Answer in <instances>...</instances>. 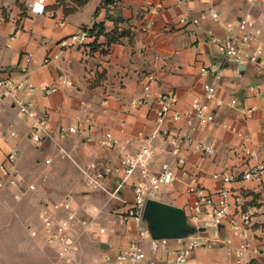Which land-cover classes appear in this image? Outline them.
Masks as SVG:
<instances>
[{
    "label": "crops",
    "instance_id": "crops-1",
    "mask_svg": "<svg viewBox=\"0 0 264 264\" xmlns=\"http://www.w3.org/2000/svg\"><path fill=\"white\" fill-rule=\"evenodd\" d=\"M59 1L46 0V13L33 14L25 0H0L1 75L21 78L19 70L26 64L24 57L33 53L27 64L29 79L36 86L58 87L48 94L40 88L23 93L48 119L46 138L40 143L30 137V120L14 100L4 98L0 101V159L16 149L18 170L37 185L34 192L0 189L3 210L0 226L7 217L11 218L12 224H23L24 220L30 219L33 222L28 227L30 232L31 228L40 227L38 213L41 209H51L54 202L66 197L72 199L81 216H88L82 211L85 206L97 207L100 212H92L96 226L90 231L81 232V228L76 227L72 233L77 250L71 256V262L59 258L50 245H45L42 236H33L24 242L20 246L21 253L17 252L21 259L16 262L93 264L128 246L136 228L133 224H120L118 218L133 199L131 184L121 190L125 202L109 200V194L103 190L92 191L85 187L80 168L94 161L100 165L116 164L121 150L130 154L137 152L141 145L138 133L149 134L156 126L158 94L173 93L176 109L185 111L193 97L202 94L204 84L213 82L217 88L216 99L212 101L215 120L200 127L195 136L212 142L216 152L200 156L188 149L186 174L178 169V179L163 187L156 199L183 210L187 224L182 237L185 238L199 230L191 219L188 184L196 182L210 190L225 185L230 190L231 211L252 205L260 208L251 228L248 248L239 255L244 239L223 227V235L232 239L231 246L197 248L183 264H250L253 259L264 264V205L259 203L264 187L260 180L242 178L244 172L264 165V92L257 94L249 89L253 84L264 83V62L237 64L225 60L224 75L218 81L202 76L199 70L205 63L222 61L207 30L217 36H226V26L251 11L247 0H114L99 9L101 0H90L70 15L65 14V7L59 5ZM210 8L218 12L220 21L212 19ZM182 17L187 18L186 22H181ZM60 21L63 23L59 24ZM99 22L104 23L108 32L116 26L120 30H129L130 37L107 45V38L101 36L98 39L100 46L93 48L90 44L95 37L90 35L84 45L71 47L59 60L44 63L59 40L79 30H89ZM253 46L264 47V33ZM149 73L157 76V82L152 83L149 91H144ZM68 80L73 84H67ZM142 98H145L143 104L130 106L133 99ZM233 98H238V105L227 104ZM218 101L223 104L218 105ZM125 106H130L128 111ZM250 106L256 109L253 116L247 118L243 109ZM81 118L86 120L85 126L60 137L61 128L77 126ZM227 124L242 129L244 135L229 130ZM170 129L175 132L172 126ZM106 132L119 141L117 146L108 147L103 143ZM154 145L152 172L158 171L162 161L171 158L165 137H157ZM215 173H232L238 178L223 183L213 178ZM106 186L112 190L114 179H109ZM12 195L17 201L24 196L34 200H27L19 210L7 201ZM58 214L62 216L65 212ZM189 219L192 224H188ZM143 220L149 231L153 229L150 214H144ZM100 228L105 232L98 233ZM179 239L168 238V248H181L183 243ZM51 252L57 256L55 260H50ZM3 263L4 258H0V264Z\"/></svg>",
    "mask_w": 264,
    "mask_h": 264
},
{
    "label": "built area",
    "instance_id": "built-area-1",
    "mask_svg": "<svg viewBox=\"0 0 264 264\" xmlns=\"http://www.w3.org/2000/svg\"><path fill=\"white\" fill-rule=\"evenodd\" d=\"M46 0H25L28 9L33 14L46 13ZM209 1V0H202ZM250 12L241 16L235 22L226 26V36L221 37L207 30L216 44L222 61H213L200 66L202 76H210L213 81L220 80L224 75V61L233 60L237 64L245 62H264V47L253 46V43L264 33V0H247ZM255 10V13L252 12ZM212 19L220 21L219 14L214 8H210ZM185 17L181 22H186ZM197 23V20H193ZM63 22L60 21L59 24ZM90 37L86 29L79 30L67 38L59 40L56 49L50 51L44 59L45 64L59 60L71 47L84 45ZM33 53H27L24 57L25 65L20 66L21 78H6L0 73V101L4 98L13 99L20 111L30 120V137L36 143L46 138L48 119L31 105L24 92H34L40 88L48 94L58 89L56 85L36 86L29 79L27 64L31 61ZM144 91H149L152 83L157 82V76L149 73ZM72 85V81H66ZM251 92L260 94L264 92V83L253 84L249 87ZM217 88L215 83H205L201 95L193 97L189 109L180 111L175 107V95L171 92H162L156 98V126L152 132L145 134L139 132L141 145L135 153H127L121 150L116 164L100 165L98 162H90L81 167L83 182L88 190H103L109 194V200L125 202L121 190L126 184H131L133 199L127 210L119 215L118 222L123 225L133 224L136 234L125 248L120 249L114 256H106L93 264H183L193 250L197 248L211 249L215 246H231L232 239L222 233L223 227H228L234 234L244 239L238 254L242 255L248 248L252 239L251 228L255 222L259 207L252 205L247 209L237 212L231 211L230 190L225 185L218 190H210L196 182H191L187 187L190 196L189 209L191 219L197 224V233L179 239L183 246L170 250L168 239L153 238L145 225L143 216L146 203L149 199H156L163 187L172 185L177 179V170L186 174V151L189 149L200 156H209L216 152L212 142L198 139L195 132L202 126H206L215 120L212 101L216 99ZM108 101H106L107 103ZM145 102V98L133 99L130 106H139ZM223 101H218L222 105ZM230 106L239 104L238 98L231 99ZM130 106H125L128 111ZM255 106L243 109L247 118L253 116ZM0 110L2 105L0 103ZM182 123V125H180ZM86 120L79 119L77 126H69L59 130L60 137L67 133H74L85 126ZM175 129V132L170 127ZM226 128L243 136L242 129L227 124ZM157 137H165L168 141V153L171 158L160 163L156 172L150 170L153 156L156 152L154 140ZM103 143L108 147H115L119 141L111 136L110 132L104 134ZM254 154V152H250ZM17 151H9L3 159H0V189L16 188L19 191L34 192L37 185L29 177L20 172L16 166ZM113 178L115 186L112 190L107 188V181ZM213 178L220 179L223 183H229L238 178L232 173H215ZM243 179L260 180L264 187V165H260L242 174ZM264 205V193L260 202ZM65 212L60 216L58 212ZM82 211L88 215L81 216L80 210L71 198L54 202L51 209L43 208L38 213L40 227L31 228V235L42 236L44 242L50 245L59 258L71 262L77 250L73 243L72 233L76 227L81 232L90 231L96 226V218L92 212H100L97 207L85 206ZM100 228L98 233H104Z\"/></svg>",
    "mask_w": 264,
    "mask_h": 264
},
{
    "label": "rangeland",
    "instance_id": "rangeland-1",
    "mask_svg": "<svg viewBox=\"0 0 264 264\" xmlns=\"http://www.w3.org/2000/svg\"><path fill=\"white\" fill-rule=\"evenodd\" d=\"M16 189V188H15ZM161 192V191H160ZM159 192V193H160ZM28 196V195H27ZM34 196V194L32 195ZM23 198L21 201H17L13 198V195L9 198H7V201L9 203V205L12 206L13 204V208H16L20 210V208L23 209V205H25L28 201H33L34 198L33 197H26ZM11 203V204H10ZM6 205V204H5ZM2 208L0 206V220L2 219ZM8 218V219H7ZM4 219V224H2L0 226V258H4V263L3 264H22V263H18L16 262L17 259H21L18 256L17 252H20V246L24 243V242H28L31 239H33L34 237L31 235V232H29L28 227L29 225H33L32 220L27 219L24 220L23 224L20 222L19 224H12L11 223V218L7 217ZM145 221H146V216L144 217ZM188 224H192L191 220H188ZM45 245H47L45 243ZM15 246L17 247L15 249ZM48 246V245H47ZM46 249V247H43ZM41 248V249H43ZM44 250V249H43ZM57 256H55V254L53 252H51V256H50V260H55Z\"/></svg>",
    "mask_w": 264,
    "mask_h": 264
},
{
    "label": "water",
    "instance_id": "water-1",
    "mask_svg": "<svg viewBox=\"0 0 264 264\" xmlns=\"http://www.w3.org/2000/svg\"><path fill=\"white\" fill-rule=\"evenodd\" d=\"M144 214H150L153 238H182L187 230L186 217L181 208L158 199H149Z\"/></svg>",
    "mask_w": 264,
    "mask_h": 264
},
{
    "label": "trees",
    "instance_id": "trees-1",
    "mask_svg": "<svg viewBox=\"0 0 264 264\" xmlns=\"http://www.w3.org/2000/svg\"><path fill=\"white\" fill-rule=\"evenodd\" d=\"M89 1L90 0H60L59 5H63L65 7V14L70 15L72 13H76L81 7L85 6ZM113 2L114 0H101L98 9L103 6H108ZM88 31L91 36L95 37V40L90 44L93 46V48H97L100 46V43H98V39L101 36L107 38V45L111 43L122 42L123 38L130 37L129 30L126 29L120 30L117 26L112 31L109 32L106 31L103 22L95 23L93 27H91ZM250 264H261V263L253 259L251 260Z\"/></svg>",
    "mask_w": 264,
    "mask_h": 264
}]
</instances>
